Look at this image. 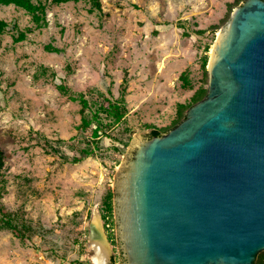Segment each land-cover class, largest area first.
Masks as SVG:
<instances>
[{
	"label": "rangeland",
	"instance_id": "1",
	"mask_svg": "<svg viewBox=\"0 0 264 264\" xmlns=\"http://www.w3.org/2000/svg\"><path fill=\"white\" fill-rule=\"evenodd\" d=\"M41 1L38 21L0 3L7 23L0 33V200L35 230L21 239L0 229V264H94L95 209L108 264H122L113 197V221L103 218L115 171L135 133L174 126L207 92L203 58L208 63L219 29L243 0ZM20 32L25 37L15 40ZM60 83L90 102L117 98L125 86V119L77 162L43 145L68 140L60 146L70 157L86 145L80 104L61 94ZM253 264H264V250Z\"/></svg>",
	"mask_w": 264,
	"mask_h": 264
},
{
	"label": "water",
	"instance_id": "2",
	"mask_svg": "<svg viewBox=\"0 0 264 264\" xmlns=\"http://www.w3.org/2000/svg\"><path fill=\"white\" fill-rule=\"evenodd\" d=\"M207 70L203 98L160 135L135 133L115 171L122 264H253L264 250V0L232 10Z\"/></svg>",
	"mask_w": 264,
	"mask_h": 264
},
{
	"label": "trees",
	"instance_id": "3",
	"mask_svg": "<svg viewBox=\"0 0 264 264\" xmlns=\"http://www.w3.org/2000/svg\"><path fill=\"white\" fill-rule=\"evenodd\" d=\"M53 3L64 2L69 0H50ZM96 6L99 5L98 0H93ZM2 4L13 3L31 14L33 20L38 21L40 14L43 13L45 4L41 0L34 2L33 0H0ZM7 23L4 20H0V33L5 29ZM25 37L23 32H20L18 36L14 37L15 40H21ZM207 56L203 58V66L206 68ZM206 71V70H205ZM58 89L61 94L66 95L71 101H76L80 104V124L79 129L86 136V145L78 148L79 155L68 156L66 155L62 147V143H69L68 140L56 139L51 141L50 139H44V147L50 149L55 153H59L65 160H71L77 162L85 157L94 155L95 148L98 146L100 139L103 135H106L112 131L115 126L123 122L127 114L126 100L124 97L125 86L122 87V93L117 98L106 96L102 94V97L98 101L90 102L82 91L74 92L66 84H58ZM204 93L206 90H202ZM203 92L198 93L194 100H200L203 96ZM161 131L158 129H152L150 135H160ZM56 143V144H55ZM71 147L73 144H69ZM1 164V154H0ZM113 191L110 189L106 193L103 199L104 213L106 225L109 221H113V204H112ZM90 213L88 214V216ZM110 222V223H111ZM0 229L8 230L14 233L19 238H32L34 235V229L32 224L23 219L16 211L8 209L0 200ZM78 262V261H77Z\"/></svg>",
	"mask_w": 264,
	"mask_h": 264
},
{
	"label": "bare ground",
	"instance_id": "4",
	"mask_svg": "<svg viewBox=\"0 0 264 264\" xmlns=\"http://www.w3.org/2000/svg\"><path fill=\"white\" fill-rule=\"evenodd\" d=\"M211 51L212 48L209 54H211ZM92 222L93 233L90 236V246L94 250V264H108L109 247L102 232L100 217L96 209L93 211Z\"/></svg>",
	"mask_w": 264,
	"mask_h": 264
}]
</instances>
